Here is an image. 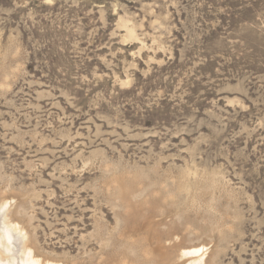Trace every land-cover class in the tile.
I'll return each mask as SVG.
<instances>
[{"label":"rangeland","instance_id":"rangeland-1","mask_svg":"<svg viewBox=\"0 0 264 264\" xmlns=\"http://www.w3.org/2000/svg\"><path fill=\"white\" fill-rule=\"evenodd\" d=\"M3 200L56 262L264 264V0H0Z\"/></svg>","mask_w":264,"mask_h":264},{"label":"bare ground","instance_id":"bare-ground-1","mask_svg":"<svg viewBox=\"0 0 264 264\" xmlns=\"http://www.w3.org/2000/svg\"><path fill=\"white\" fill-rule=\"evenodd\" d=\"M8 207L10 206L7 200H3L0 202V264H66L48 260L46 258H41V254L37 253L35 245H33V243L30 242V239L27 238L28 233L24 231V227L18 225V223H15V221L13 222L11 218H9L6 212L8 210ZM17 241L20 242L18 245L16 244ZM16 246H18V248ZM205 247L206 246H201L200 244L190 247H182L180 249H183V252L178 256L183 260L185 259L183 264H207L204 257L206 256L207 251Z\"/></svg>","mask_w":264,"mask_h":264}]
</instances>
